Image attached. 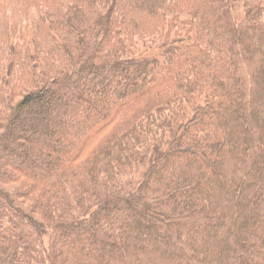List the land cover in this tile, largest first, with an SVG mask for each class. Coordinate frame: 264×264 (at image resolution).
<instances>
[{
	"label": "trees",
	"instance_id": "obj_1",
	"mask_svg": "<svg viewBox=\"0 0 264 264\" xmlns=\"http://www.w3.org/2000/svg\"><path fill=\"white\" fill-rule=\"evenodd\" d=\"M0 264H264L262 0H0Z\"/></svg>",
	"mask_w": 264,
	"mask_h": 264
},
{
	"label": "rangeland",
	"instance_id": "obj_2",
	"mask_svg": "<svg viewBox=\"0 0 264 264\" xmlns=\"http://www.w3.org/2000/svg\"><path fill=\"white\" fill-rule=\"evenodd\" d=\"M263 1V3H264V0H262Z\"/></svg>",
	"mask_w": 264,
	"mask_h": 264
}]
</instances>
